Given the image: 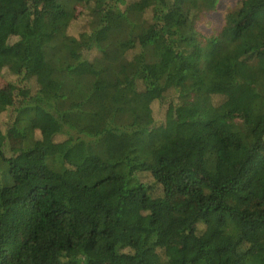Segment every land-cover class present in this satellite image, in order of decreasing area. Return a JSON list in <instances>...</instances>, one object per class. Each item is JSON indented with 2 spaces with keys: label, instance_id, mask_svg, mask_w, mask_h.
I'll use <instances>...</instances> for the list:
<instances>
[{
  "label": "trees",
  "instance_id": "obj_1",
  "mask_svg": "<svg viewBox=\"0 0 264 264\" xmlns=\"http://www.w3.org/2000/svg\"><path fill=\"white\" fill-rule=\"evenodd\" d=\"M217 3L0 0V264H264V0Z\"/></svg>",
  "mask_w": 264,
  "mask_h": 264
},
{
  "label": "rangeland",
  "instance_id": "obj_2",
  "mask_svg": "<svg viewBox=\"0 0 264 264\" xmlns=\"http://www.w3.org/2000/svg\"><path fill=\"white\" fill-rule=\"evenodd\" d=\"M239 0H218L217 6L213 11L205 12L200 17L198 28L205 36H222L223 33L231 30V20L233 19V10ZM81 21L78 20L76 28L80 27ZM17 84V78L9 73L7 70H3L0 75V91L4 94L13 91V88ZM10 141L13 147L21 146V138L16 131L10 133ZM145 180H151L148 175H143Z\"/></svg>",
  "mask_w": 264,
  "mask_h": 264
}]
</instances>
